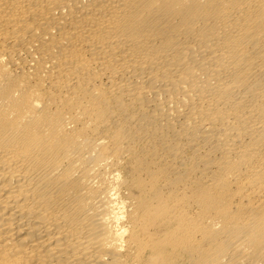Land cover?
<instances>
[{"label": "bare ground", "instance_id": "6f19581e", "mask_svg": "<svg viewBox=\"0 0 264 264\" xmlns=\"http://www.w3.org/2000/svg\"><path fill=\"white\" fill-rule=\"evenodd\" d=\"M0 264H264V0H0Z\"/></svg>", "mask_w": 264, "mask_h": 264}]
</instances>
